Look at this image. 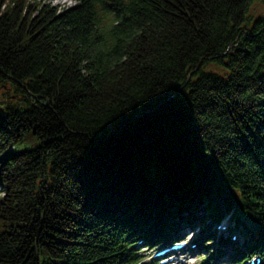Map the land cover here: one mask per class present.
<instances>
[{"label":"trees","instance_id":"16d2710c","mask_svg":"<svg viewBox=\"0 0 264 264\" xmlns=\"http://www.w3.org/2000/svg\"><path fill=\"white\" fill-rule=\"evenodd\" d=\"M77 2L0 0V264L264 257V0Z\"/></svg>","mask_w":264,"mask_h":264},{"label":"rangeland","instance_id":"374dc122","mask_svg":"<svg viewBox=\"0 0 264 264\" xmlns=\"http://www.w3.org/2000/svg\"><path fill=\"white\" fill-rule=\"evenodd\" d=\"M31 1L33 2L35 0H31ZM36 1L41 2V3H51L53 5H57V6L61 7L62 9H65L67 7H70V6H74L75 4L78 3L77 2L78 0H36ZM1 195H2V193L0 191V197H1ZM223 217H222L223 218L222 220H226V221L232 222L233 224L236 223L237 231H241V235H242V238L244 239V242H245V240H247V238L250 237V233L255 230L254 226L247 219L244 222H241L239 224L238 221H237L235 212H227L226 214L223 215ZM205 221L207 222L208 220H205ZM241 224L243 225V227H242ZM247 227H249L250 229L248 230ZM213 229L214 228H210V230H213ZM198 233H199L198 229H195L194 232H189L188 234H185V236L183 238L185 240H187L188 244H193L195 241L197 242V240L201 239V237H199ZM209 239L210 238H205V242L203 244L209 243ZM201 246L202 245H200L199 243H195V247L192 250L190 249L191 255L195 256V260L193 258H191L190 262L194 263V261H196V263H198V264H209V263H207V261L203 260L204 259L203 258L204 257L203 252H206V251L204 249H200ZM207 246H209L210 252L213 251L212 253H215L214 251L216 250L217 247L214 246V244L213 245H209L208 244ZM150 250H152V249H149V250L146 249L144 257H148L149 256L148 260L152 261L154 255L151 256L152 254L149 253ZM227 250H228L226 252L227 254L229 252H232L231 247H228ZM209 254H211V253L208 252L207 255L210 256ZM227 254H224V255L222 254L219 257L211 255L212 258H213L212 262H215L214 264H232V263H230L229 256ZM207 258H206V260H207ZM153 264H155V262Z\"/></svg>","mask_w":264,"mask_h":264},{"label":"bare ground","instance_id":"6f19581e","mask_svg":"<svg viewBox=\"0 0 264 264\" xmlns=\"http://www.w3.org/2000/svg\"><path fill=\"white\" fill-rule=\"evenodd\" d=\"M231 212H234V210H231Z\"/></svg>","mask_w":264,"mask_h":264}]
</instances>
